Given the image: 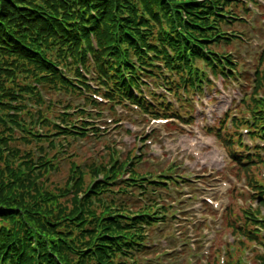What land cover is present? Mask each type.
Here are the masks:
<instances>
[{
    "label": "trees",
    "instance_id": "1",
    "mask_svg": "<svg viewBox=\"0 0 264 264\" xmlns=\"http://www.w3.org/2000/svg\"><path fill=\"white\" fill-rule=\"evenodd\" d=\"M245 1L0 0V172L4 170L0 173V264H140L137 257L149 248L147 229L158 219L164 221V214L157 216L163 209L156 208L150 199L148 202L156 209L148 203L132 210L126 207L127 197H116L118 193L128 195L130 191L122 189L125 184L130 186L127 182L131 179L124 177L126 172L122 177L114 175L121 164L111 156L108 162L85 167L94 178L82 198L75 192L63 200L64 194L70 192L66 189H70L71 182L76 189L75 185L83 181L78 164L70 160L73 155H66L71 146L69 140H100L105 131L94 125L91 113L82 104L72 108L69 102H59L63 110L52 114L58 122L54 123L50 116L46 118L36 105L40 100L34 86H42L45 93L81 96L92 114L101 112L104 106L92 98L99 95L110 103L106 108L110 112L114 103L123 107L135 105L141 115L172 117L189 124L193 120L191 114L185 112L183 117L175 113L172 105L149 102L141 88L150 91L148 81L157 87L167 85L182 106L181 99L190 91L201 92L204 83L209 87L206 71L225 83L234 81L239 76L232 64L234 60L215 49L234 41L241 44L246 39L223 28L245 24L242 15L235 11L247 14L248 7L257 5L256 0L243 4ZM260 62H264V55ZM65 67L78 83L63 74ZM263 69L264 66L255 69L251 90L245 94L249 119L231 118L233 130L229 131L226 115L218 127L210 130L214 135L216 132L215 137L227 151L230 165L239 170L236 177L241 172L245 178L247 164H256L245 152L234 150L233 144H240L241 140L238 129L246 128L251 140L264 141V89L256 95L264 80ZM89 75L96 77L93 86L83 78ZM17 76L23 79L21 84L13 81ZM91 93L92 97L86 95ZM27 103L36 108L30 109ZM45 110L51 114L52 107ZM73 111L76 114L69 118ZM220 131L228 132L225 139ZM19 141L38 147V158L32 160L28 151L22 154L17 148ZM103 147L107 148V144ZM57 153H65L64 158H58ZM65 159L69 166L67 187L52 193L35 186L34 175L48 173ZM142 164L143 169L145 163ZM134 165L132 161L129 166L137 168ZM138 180L148 182L145 177ZM245 182L253 188L254 199L264 206V186L251 185L248 178ZM69 201L70 207L65 208L63 205ZM230 210L228 205L222 218L234 244L252 242L264 251V236L260 234L264 215L248 207L242 210L241 218ZM238 253V249L234 254L227 251L224 259ZM125 260L130 262L124 263ZM209 264L225 263L213 258Z\"/></svg>",
    "mask_w": 264,
    "mask_h": 264
},
{
    "label": "rangeland",
    "instance_id": "2",
    "mask_svg": "<svg viewBox=\"0 0 264 264\" xmlns=\"http://www.w3.org/2000/svg\"><path fill=\"white\" fill-rule=\"evenodd\" d=\"M248 2L249 1L246 0L243 4H248ZM256 4L257 5L254 4L248 7L247 14L239 10L235 11L237 15H242V20H244L245 23L243 26L238 23L234 25V28L232 25L230 27L223 26V28L229 31H236L238 34H242L246 39L242 40L241 44L239 41H234L231 45H223L222 48L217 47L215 49L217 52L231 55L230 58L234 60L232 64L236 71L239 72V76H237L234 81L228 80V82L225 83L220 77H213L210 75L209 71H206L208 81H210L209 87L204 83L203 87H206V89L201 92L190 91L188 96H184L181 99L182 106H178L175 100V94H173V91H169L170 89L167 85H160L157 88L156 83L152 81L147 82L153 85V88H150L149 91L153 98L156 100L161 97L166 98V100L170 102V105L175 107V113L183 115L185 112H188L192 115L193 120L189 123V126L179 125L181 122L175 121L174 118L173 121L168 119L166 124H155L149 117L142 116L137 110L131 107L129 108L127 105L123 107L121 104H112L113 113V111L110 112V110L106 109L109 107L110 103L101 102V104L104 105L101 112L96 114H92V112L88 113H91L94 125H97V127L99 126L102 132L105 131L100 139L104 141L96 140L95 137H89L86 140H69L71 146L69 145L70 147L67 149L66 155H73L70 160L78 164L79 170L83 173V181H81L80 184L78 183L79 186L78 184L75 185L76 189H74L73 182H71L70 189H66L67 191L70 190V192L64 194L63 200L69 198L75 192L77 196L81 194L82 198L84 189L87 188L88 184L94 178L93 175L87 173L85 167L91 166L94 162H96V164L93 166L106 161L108 162L110 159L109 156H111L121 164L120 171L115 172L114 175L122 177L125 174L124 172H126L127 175L124 177H130L131 179V182H127L130 186L125 184L122 189V192L130 191V194L118 193L116 196L118 199L120 197L121 199L125 197L129 199L126 203L127 208L135 210L136 207H143L142 205H148V203V206L154 207L150 204L151 202H155L157 205L156 208L161 207L163 209V211L157 215L158 217L171 211L173 209L172 207H176L177 210L187 208L185 211L186 217H189V219L192 217L193 220H198L197 228L195 227V229H193L194 226L190 225V232L188 231V225H184L182 229L183 234L179 238L175 237L173 222L166 217L163 222H159L157 227L153 225L150 229H147L149 232L148 245L150 247L147 252L137 257L140 264H209L213 258L219 261V263L223 258L225 264H264L262 260V258H264L263 248L255 243H246L245 241H241L235 245L230 230L224 227V221L220 215L222 209L226 205L232 207V211H230L235 217L243 218L242 210H247L248 207H250V209H258L260 214L264 215V206H261L259 201L254 199L255 195L251 193V189H253L251 186L248 187V190L250 189L249 192L246 187H244L243 192H239L240 189H243L244 181L247 178L249 182H251V185L261 184L264 186V154L260 155L262 162L259 161L255 165H253V163L247 164V166H249V171L245 178L241 172L238 173V185L233 183L232 188L228 189L226 193L224 192L228 187H224L220 191L218 187L219 182L225 181L227 185H229L230 181H233V179L229 180L223 178L222 180L219 179V181H216V179L203 178L202 181H204V186H198L197 182L192 183L190 187L187 186L189 188L187 189L189 192L188 194H186L185 190L182 192V188H185V186L179 184L181 178H188L186 172L180 169L183 166V162L180 161L181 163L171 165L170 162L177 161L172 158L164 159V157L160 156L163 155V153L165 155L167 153L172 156H178V159H183L185 167L188 169L187 172L191 175L190 178L195 177L196 173L201 172L203 169L211 172V174H215L223 167L222 151L219 147H215L213 143L214 139L210 138L214 136V131L210 130L218 127L219 122L223 121L226 113H228V115L235 113L237 118L244 116L249 119V115L247 114V105L249 101L245 98V94L249 93L251 90V81L255 75V69L264 66V62H260L262 55H264V0H257ZM227 20L229 23L232 21V19ZM232 23L233 22H231V24ZM196 65L200 68L202 67L200 62H197ZM71 70H73V67H71ZM262 71L264 72V69ZM63 74L67 76L70 81L78 83L73 73L69 72L67 67L64 68ZM83 78L86 79L85 81L87 83L91 84L96 81V77L92 75ZM14 80L17 84H21L23 81L19 76L14 77L13 81ZM13 81L10 82V84H12ZM14 88L15 86L13 89ZM34 88H36L39 93L38 99L40 101L36 104L37 107L40 112L45 113L46 118L50 116V119L54 123H57L58 119H55L53 116L57 113H61L63 110L60 106L62 103L59 102H69L72 108H76L78 105H81L84 100L81 96H69L63 94V92L60 94L56 91L45 93L42 86H34ZM93 89L95 91L97 90L96 88ZM263 89L264 80L261 82V86L258 88L256 95L262 94ZM180 92H182V90H179V93ZM84 93V90H82L83 96H85ZM86 95L92 96V93ZM95 96L99 97V95ZM97 100H100V98H97ZM188 101L190 103H187ZM27 104L30 105L29 103ZM185 105L188 106L186 107ZM47 106L52 107L51 114L47 113V110L43 111ZM29 108L35 109L36 106L33 104L32 106L30 105ZM75 114L76 112L73 111L69 113L68 117L70 118ZM24 119L27 121L26 117ZM225 124L226 127H228V122ZM43 126L44 125H41L40 128L42 129ZM102 126L105 128L102 129ZM232 130V128L229 129V131ZM242 131L243 128L238 129V133L241 135V141L243 142L242 146L238 141L233 144L234 150H239V152H242L241 147H244V145H246V149L250 150V148H253V145L248 142V135L246 133L242 134ZM141 133L142 135L144 134L143 137L138 136ZM220 135L221 138L225 139L228 132L220 131ZM137 137L138 139L136 140ZM185 137L196 142H199L201 139L212 141L209 147L203 149V159L201 161L190 160V155L186 153L187 151L183 152L184 148L178 145L177 142ZM149 142H151V144H148ZM18 143L19 145H17V148L19 151L22 152V154L27 151L31 153L32 160L37 159L40 155L38 151H35V148L38 147L23 144L21 141ZM105 143L107 144V148L103 147ZM153 144L155 145L151 146ZM253 144H258V146L262 147V150H264V145L261 141H253ZM12 146H14V144H12ZM64 154L57 153V156L58 158H64ZM152 154H154V156H151ZM254 156H256V154L253 153L252 156L248 158L253 160L255 159ZM132 161L135 163L134 166L138 168V171L137 168H130L129 165ZM162 161L169 163H162ZM246 161L247 158H244L243 162ZM67 163L68 160L65 159L58 162L57 167H53L48 173L40 174L38 172V175H34V178L36 176L35 186L44 191H53L52 193H58L64 186L67 187V178L69 175V166ZM142 163H145L143 169L141 168L143 167ZM54 164L53 161V166ZM0 173H4V170ZM143 177L148 180L147 184L146 181L138 180V178L141 179ZM213 181H216V183H213ZM156 183H160V186ZM210 186H216L214 187L216 189L211 190L209 189ZM237 187L240 189L237 190ZM175 188L182 190L174 193L173 191ZM112 189L115 190V188ZM184 195L189 196L186 197ZM111 196L114 197L113 194H111L110 197ZM204 198H210L211 201L217 202L218 205L214 207L210 203H207L213 208L212 211L209 208L202 209L201 203L204 201ZM146 199L149 200L144 201ZM150 199H152L151 202H148ZM69 203L71 202L69 201L68 204H64L63 206L69 208ZM156 208L154 207V209ZM187 220L186 222L189 224ZM221 220L223 221V228L214 234L213 229L219 227ZM262 230H260V234L264 235V230L263 232ZM185 242L187 244H184ZM237 249L239 250L238 256L224 259L227 251L230 254H234L235 250L237 253ZM168 256L172 258L168 260V258H166ZM120 260H122L121 257L119 258V261ZM128 262L130 261L125 260L124 263Z\"/></svg>",
    "mask_w": 264,
    "mask_h": 264
},
{
    "label": "bare ground",
    "instance_id": "3",
    "mask_svg": "<svg viewBox=\"0 0 264 264\" xmlns=\"http://www.w3.org/2000/svg\"><path fill=\"white\" fill-rule=\"evenodd\" d=\"M184 141H187L186 139H183Z\"/></svg>",
    "mask_w": 264,
    "mask_h": 264
}]
</instances>
